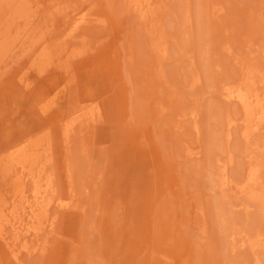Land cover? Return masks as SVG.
<instances>
[{
  "label": "rangeland",
  "instance_id": "rangeland-1",
  "mask_svg": "<svg viewBox=\"0 0 264 264\" xmlns=\"http://www.w3.org/2000/svg\"><path fill=\"white\" fill-rule=\"evenodd\" d=\"M136 1L0 0V264H264V0Z\"/></svg>",
  "mask_w": 264,
  "mask_h": 264
},
{
  "label": "bare ground",
  "instance_id": "bare-ground-1",
  "mask_svg": "<svg viewBox=\"0 0 264 264\" xmlns=\"http://www.w3.org/2000/svg\"><path fill=\"white\" fill-rule=\"evenodd\" d=\"M135 1V0H134ZM138 1V0H137ZM137 1H136V3H137ZM129 2V1H128ZM142 2V1H141ZM138 4V3H137ZM21 6V5H20ZM20 6H18L19 8H20ZM22 7V6H21ZM15 9H16V7H15ZM21 9V8H20ZM24 9V8H23ZM22 9V10H23ZM140 9V8H139ZM13 10V9H12ZM19 10V9H18ZM148 11V10H147ZM146 11V12H147ZM18 12V11H17ZM143 12V11H142ZM149 12V11H148ZM10 13H12V12H10ZM26 14V13H25ZM149 14V13H148ZM15 15V14H14ZM146 14H144V16H145ZM7 23V22H6ZM15 23V22H14ZM13 23V24H14ZM191 23V22H190ZM10 25V24H9ZM13 26H15V24L14 25H12V27ZM11 27V26H10ZM6 28V27H5ZM15 29V28H14ZM7 30V29H6ZM22 30V29H21ZM12 32H10V34H11ZM2 35V34H1ZM5 36H6V33H5ZM11 36V35H10ZM5 40H6V38H5ZM13 41V40H12ZM83 42V41H82ZM3 43V42H2ZM2 43H0V44H2ZM6 43V42H5ZM4 44V43H3ZM13 44V43H12ZM9 45H11L10 43H9ZM7 46V45H6ZM14 46V45H13ZM1 48V47H0ZM7 48V47H6ZM56 48V47H55ZM2 49V48H1ZM7 50V49H6ZM45 50V49H44ZM42 51V50H41ZM39 52V51H38ZM72 52V51H71ZM37 53V52H36ZM35 53V54H36ZM46 54V53H45ZM2 55V54H1ZM42 55V54H41ZM81 55V54H80ZM9 56H10V54H9ZM36 56V55H35ZM39 56V55H38ZM52 57V56H51ZM43 58V57H42ZM0 59H1V57H0ZM34 59H36V58H34ZM37 60V59H36ZM1 61V60H0ZM6 61V60H5ZM35 61V60H34ZM60 61V60H59ZM31 62H33V60L31 61ZM60 62H62V61H60ZM40 63V62H39ZM44 63V62H43ZM49 63V62H48ZM51 63V62H50ZM37 64V63H36ZM36 64H33L32 63V65H35L36 66ZM52 64V63H51ZM63 64V63H62ZM54 65H56V64H54ZM31 68L30 69H32V66L31 65H29ZM34 66V67H35ZM49 66V65H48ZM37 67V66H36ZM45 67V66H44ZM58 67V66H57ZM43 68V67H42ZM69 68H71V67H69ZM61 69V68H60ZM36 70V69H35ZM38 70V69H37ZM30 71H32V72H34V70H30ZM23 72H24V70H23ZM25 72H26V74L27 75H29L28 73H27V71L25 70ZM29 72V71H28ZM40 72V71H39ZM44 72V71H43ZM34 74V73H33ZM39 74V73H38ZM25 75V74H24ZM30 75H32L31 73H30ZM36 75V74H35ZM26 76V75H25ZM39 76H40V74H39ZM28 77V76H27ZM41 77V76H40ZM39 77V78H40ZM252 77V76H251ZM39 78H37V79H39ZM30 79V78H29ZM253 79V78H252ZM25 80H26V78H25ZM32 80H33V76H32ZM254 80V79H253ZM29 82H31V81H29ZM247 82V83H246ZM244 81V84L246 85V86H243L242 85V87H240L239 86V88H237L236 90H235V93H234V91H233V93L234 94H232L231 96H234L241 104H242V106H243V110H245V114H246V116H247V118H248V120H252V117H253V115L255 114L254 113V108H255V106H262V103H261V100L262 99H260L259 98V96H258V94L257 93H252V86L251 85H253V81L252 82H250V80L249 81ZM21 83H22V80H21ZM30 85V84H29ZM31 86V85H30ZM248 86H250V87H252V88H250V87H248ZM28 87V86H27ZM31 88V87H30ZM27 90V89H26ZM264 92V91H263ZM229 93H231V91L229 92ZM259 93V92H258ZM262 95V94H261ZM260 95V96H261ZM66 97V96H65ZM264 97V96H263ZM62 98V97H61ZM49 99V98H48ZM57 101V100H56ZM48 103V102H47ZM95 104V103H94ZM64 105V104H63ZM264 105V104H263ZM62 107V106H61ZM46 108V107H45ZM259 108V107H258ZM264 108V107H263ZM261 109V108H260ZM45 110V109H44ZM51 110V109H50ZM45 112V111H44ZM47 112V111H46ZM48 113V112H47ZM46 114V113H45ZM257 115H259V113L257 112L256 113ZM260 116H262L261 115V113H260ZM257 117V116H256ZM255 117V118H256ZM261 118V117H260ZM260 120V119H259ZM48 136V135H47ZM33 140V139H32ZM26 146H28V145H26ZM28 148V147H27ZM15 149V148H14ZM22 150V149H21ZM27 150H29L30 151V149L28 148V149H26L25 151H27ZM77 150V149H76ZM14 153V152H13ZM12 153V154H13ZM30 153V152H29ZM100 153V152H99ZM19 154V152L17 153V155ZM37 154V153H36ZM10 155L8 154V157H9ZM19 156V155H18ZM35 156V155H34ZM12 158V157H11ZM48 158V157H47ZM13 159V158H12ZM18 159V158H17ZM16 159V160H17ZM74 159V158H73ZM20 161V160H19ZM20 163V162H19ZM4 164V163H3ZM35 164V163H34ZM37 165V164H36ZM31 166V165H30ZM25 167V166H24ZM7 168V167H6ZM72 168V167H71ZM3 169V168H2ZM4 170V169H3ZM32 170V169H31ZM33 170H35V169H33ZM7 171V170H6ZM10 171V173H11V170H9ZM35 171H37V170H35ZM0 172H1V170H0ZM8 172V171H7ZM31 173V172H30ZM5 175V174H4ZM3 175V176H4ZM1 176V175H0ZM2 176V177H3ZM7 176V174L5 175V177ZM19 176V175H18ZM31 176V175H30ZM1 177V178H2ZM33 177V176H32ZM4 178V177H3ZM16 177L15 178H13V179H11V181H16ZM26 179V178H25ZM24 179V180H25ZM28 179V178H27ZM51 179V178H50ZM49 179V180H50ZM5 180V179H4ZM6 180H7V178H6ZM6 180H5V182H6ZM30 180H33V178L32 179H30ZM10 181V180H9ZM2 182V181H1ZM30 182V181H29ZM33 183H34V181H32ZM36 182V181H35ZM39 182V181H38ZM41 182V181H40ZM4 183V182H3ZM2 183V184H3ZM24 183V182H23ZM28 183V182H27ZM31 183V182H30ZM5 184V183H4ZM18 184H20L19 182H18ZM32 184V183H31ZM30 184V185H31ZM36 184H37V182H36ZM13 185H15V184H13V183H10V184H6V186L5 187H10V186H13ZM26 185V184H25ZM29 185V186H30ZM34 186H35V184H33ZM2 187V186H1ZM27 187H25V189H26ZM1 190V189H0ZM16 190V189H15ZM14 190V191H15ZM2 192V190L0 191V193ZM17 192V191H16ZM20 192H21V190H20ZM18 193V192H17ZM25 193V192H24ZM37 193V192H36ZM1 194H3V193H1ZM21 195H24V194H21ZM4 196V195H3ZM70 196V195H69ZM71 197H72V195H71ZM18 198V197H17ZM22 198V197H21ZM20 198V199H21ZM75 199V198H74ZM16 200V199H15ZM24 200V199H23ZM1 202H3V199H1ZM21 202V201H20ZM3 203H5V202H3ZM49 203V202H48ZM226 203V202H225ZM17 204H20V203H17ZM44 204V203H43ZM0 206H2L3 207V205L1 204ZM10 206V205H9ZM19 207V206H18ZM45 207V206H44ZM37 208V207H36ZM47 208V207H46ZM68 208V207H67ZM3 210V209H2ZM6 210V209H5ZM11 210H12V208H11ZM15 210V209H14ZM30 210V209H29ZM35 211V210H34ZM42 211V210H41ZM2 212V211H1ZM4 212V211H3ZM15 213V212H14ZM43 213V212H42ZM8 214V213H7ZM4 216H5V214H4ZM3 216V217H4ZM37 216V215H36ZM34 217V216H33ZM36 218V217H35ZM10 219H12V218H10ZM46 219V218H45ZM32 221V220H31ZM4 225V224H3ZM1 227H3V226H1ZM1 231V230H0ZM5 231V230H4ZM2 233V232H1ZM0 233V234H1ZM4 234V233H3ZM2 234V236H4ZM0 237H1V235H0ZM5 237V236H4ZM24 237V236H23ZM6 240V239H5ZM18 261V260H17ZM17 263V262H16Z\"/></svg>",
  "mask_w": 264,
  "mask_h": 264
}]
</instances>
